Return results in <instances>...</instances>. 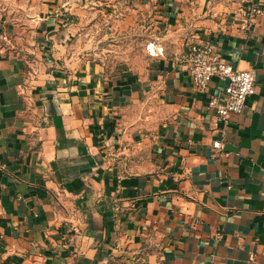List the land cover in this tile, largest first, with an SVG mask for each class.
Returning a JSON list of instances; mask_svg holds the SVG:
<instances>
[{"label":"crops","instance_id":"obj_1","mask_svg":"<svg viewBox=\"0 0 264 264\" xmlns=\"http://www.w3.org/2000/svg\"><path fill=\"white\" fill-rule=\"evenodd\" d=\"M253 3L48 0L21 55L0 18V264H264V12L248 31L238 17ZM97 13L104 34L144 24L142 54L94 57ZM191 43L255 69L240 114L219 119L223 82L202 92L174 61Z\"/></svg>","mask_w":264,"mask_h":264},{"label":"built area","instance_id":"obj_2","mask_svg":"<svg viewBox=\"0 0 264 264\" xmlns=\"http://www.w3.org/2000/svg\"><path fill=\"white\" fill-rule=\"evenodd\" d=\"M263 12L264 7L257 3L242 8L238 15L240 28L244 31L251 30L257 17ZM158 49L154 44L149 45L152 54H156ZM174 61L184 62L188 66L191 78L202 92L207 90L215 77L223 82V95L211 97L208 103L219 119L227 121L231 116L243 111L255 85V69H242L224 61L209 43L189 44L184 52L174 56ZM213 146L221 149L222 143L218 140Z\"/></svg>","mask_w":264,"mask_h":264},{"label":"rangeland","instance_id":"obj_3","mask_svg":"<svg viewBox=\"0 0 264 264\" xmlns=\"http://www.w3.org/2000/svg\"><path fill=\"white\" fill-rule=\"evenodd\" d=\"M48 0H0V18H5L9 27L6 39L10 51L22 54L28 46V33L34 29L35 20L45 13ZM66 14V13H63ZM98 18V13L96 14ZM100 19V20H99ZM99 20V21H98ZM91 34L94 57H109L113 60H126L142 54L146 46L147 30L140 23L139 28L130 30L116 29L112 33L104 34L109 20L99 17Z\"/></svg>","mask_w":264,"mask_h":264}]
</instances>
